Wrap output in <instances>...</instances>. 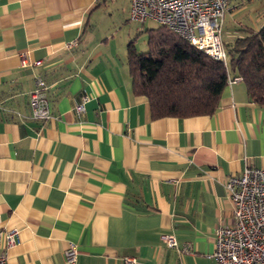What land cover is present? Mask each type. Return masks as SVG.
I'll return each instance as SVG.
<instances>
[{
    "label": "crops",
    "instance_id": "crops-1",
    "mask_svg": "<svg viewBox=\"0 0 264 264\" xmlns=\"http://www.w3.org/2000/svg\"><path fill=\"white\" fill-rule=\"evenodd\" d=\"M130 3L0 0V230H17L8 264H217L216 228L233 223L226 178L264 167V105L240 78L210 115L151 117L132 90ZM39 78L46 120L30 115ZM161 233L192 252L167 247Z\"/></svg>",
    "mask_w": 264,
    "mask_h": 264
},
{
    "label": "built area",
    "instance_id": "built-area-1",
    "mask_svg": "<svg viewBox=\"0 0 264 264\" xmlns=\"http://www.w3.org/2000/svg\"><path fill=\"white\" fill-rule=\"evenodd\" d=\"M229 0H131L129 18L143 23L148 19L158 22L210 58L227 62L226 50L221 39V28ZM76 41L67 43L68 47ZM30 61L21 55V64ZM46 84L42 79L29 93L30 115L36 120L50 117ZM88 97L82 96L75 110H84ZM225 188L232 204L233 223L221 224L216 228L212 257L217 264H264V167L247 165L238 175L230 174ZM162 242L179 253H189L188 243L179 246L172 233H161ZM17 243V230H0V264L7 263L6 250ZM77 247L70 243L65 249V260L72 263ZM121 264H138L135 257L124 256Z\"/></svg>",
    "mask_w": 264,
    "mask_h": 264
},
{
    "label": "trees",
    "instance_id": "trees-1",
    "mask_svg": "<svg viewBox=\"0 0 264 264\" xmlns=\"http://www.w3.org/2000/svg\"><path fill=\"white\" fill-rule=\"evenodd\" d=\"M239 29L242 36L223 42L226 63L210 58L163 25L150 31L147 51L139 52L129 42L132 90L147 97L152 118L212 114L231 78L242 79L249 97L264 105V22L258 28Z\"/></svg>",
    "mask_w": 264,
    "mask_h": 264
},
{
    "label": "rangeland",
    "instance_id": "rangeland-1",
    "mask_svg": "<svg viewBox=\"0 0 264 264\" xmlns=\"http://www.w3.org/2000/svg\"><path fill=\"white\" fill-rule=\"evenodd\" d=\"M229 7H232V10L225 13L221 28L223 41H228L230 38L226 32L228 30L240 32L236 28L241 25L257 26L262 22V20H257V18H262L264 15V0H229ZM159 25L158 22L152 20H147L145 23L140 24L128 19L123 21V30H125L126 35L130 34L131 41L135 46H139L143 45V42L146 44L150 31Z\"/></svg>",
    "mask_w": 264,
    "mask_h": 264
}]
</instances>
